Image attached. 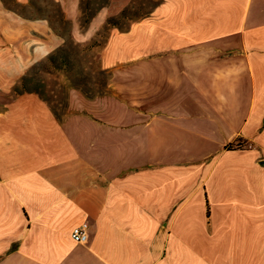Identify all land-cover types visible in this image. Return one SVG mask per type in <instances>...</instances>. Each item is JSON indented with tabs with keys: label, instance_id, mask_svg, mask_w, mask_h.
<instances>
[{
	"label": "crops",
	"instance_id": "obj_1",
	"mask_svg": "<svg viewBox=\"0 0 264 264\" xmlns=\"http://www.w3.org/2000/svg\"><path fill=\"white\" fill-rule=\"evenodd\" d=\"M154 1L65 10L103 92L1 106L0 264H264V0Z\"/></svg>",
	"mask_w": 264,
	"mask_h": 264
},
{
	"label": "rangeland",
	"instance_id": "obj_2",
	"mask_svg": "<svg viewBox=\"0 0 264 264\" xmlns=\"http://www.w3.org/2000/svg\"><path fill=\"white\" fill-rule=\"evenodd\" d=\"M82 1L90 15L111 0H81V6ZM74 3L75 0H0V108L28 94L39 97L55 115L63 117L72 89L88 94L104 91L109 75L96 66V58L107 31L82 41L79 34L87 21L78 23L65 11ZM126 3L120 0V4ZM154 3L132 0L129 8L113 19L114 25L124 27L128 17L142 15ZM73 24L79 26L74 36Z\"/></svg>",
	"mask_w": 264,
	"mask_h": 264
},
{
	"label": "built area",
	"instance_id": "obj_3",
	"mask_svg": "<svg viewBox=\"0 0 264 264\" xmlns=\"http://www.w3.org/2000/svg\"><path fill=\"white\" fill-rule=\"evenodd\" d=\"M245 144H240L239 147H243ZM89 227L86 223L77 226L72 233V237L77 243H85L88 239Z\"/></svg>",
	"mask_w": 264,
	"mask_h": 264
},
{
	"label": "trees",
	"instance_id": "obj_4",
	"mask_svg": "<svg viewBox=\"0 0 264 264\" xmlns=\"http://www.w3.org/2000/svg\"><path fill=\"white\" fill-rule=\"evenodd\" d=\"M82 2H83V3H82V4H83V6H84V1H82ZM83 6H82L83 10H85V8H84ZM109 23H110V24H115V23H114V21H113V19H112V20H110V21H109Z\"/></svg>",
	"mask_w": 264,
	"mask_h": 264
}]
</instances>
